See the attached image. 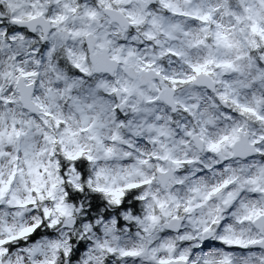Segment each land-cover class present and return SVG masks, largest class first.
Here are the masks:
<instances>
[{
  "label": "clouds",
  "instance_id": "9594fccd",
  "mask_svg": "<svg viewBox=\"0 0 264 264\" xmlns=\"http://www.w3.org/2000/svg\"><path fill=\"white\" fill-rule=\"evenodd\" d=\"M0 264H264V0H0Z\"/></svg>",
  "mask_w": 264,
  "mask_h": 264
}]
</instances>
